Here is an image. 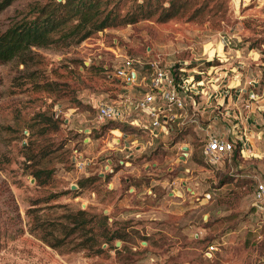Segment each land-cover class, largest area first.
Listing matches in <instances>:
<instances>
[{
  "label": "rangeland",
  "instance_id": "1",
  "mask_svg": "<svg viewBox=\"0 0 264 264\" xmlns=\"http://www.w3.org/2000/svg\"><path fill=\"white\" fill-rule=\"evenodd\" d=\"M30 1L6 7L0 30ZM216 1L217 16L201 14L203 21H188L186 15L166 22L151 18L105 29L65 50L40 49L45 74L39 80L62 83L59 97L20 78L21 66L0 64V264H264V215L254 207L256 185L264 184V112L252 127L247 155L222 157L217 164L202 157V143L226 123L204 121L199 112L196 118L208 128L158 132L151 144L145 134L123 133L115 129L118 123L95 119L102 102L133 109L158 69L179 65L181 75L194 79L202 69L207 82L219 71L207 75L211 57L210 64L218 66L220 58L227 71L218 80L222 97L228 89L226 99L244 102L251 79L260 85L258 91L264 89V0ZM123 57L142 61L132 84L113 75ZM231 66L236 71H228ZM234 85L240 90L235 95ZM211 104L199 100L197 108L205 114L202 109ZM47 106L58 131L30 136L26 126L34 124L32 115ZM142 144L145 149L138 152L135 146ZM23 145L28 152L52 151L42 161L52 173L46 186L37 187L27 172ZM183 146L189 147L185 157ZM68 190L79 194H63L50 204L107 210L111 229L125 234L126 241L114 242L120 250L103 243V252L94 256L84 250L63 253L27 232L29 201ZM209 245L216 247L211 257L203 254Z\"/></svg>",
  "mask_w": 264,
  "mask_h": 264
},
{
  "label": "trees",
  "instance_id": "2",
  "mask_svg": "<svg viewBox=\"0 0 264 264\" xmlns=\"http://www.w3.org/2000/svg\"><path fill=\"white\" fill-rule=\"evenodd\" d=\"M14 1L0 0V13ZM219 8L216 0H32L23 9L15 11L6 28L0 30V64L21 66L18 71L20 78L31 81L35 90L55 96L57 93L59 97L62 83L39 80L45 74L42 68L45 56L40 49L65 50L105 29L132 25L151 18H155L156 22H166L186 15L188 21H203L201 14L217 16ZM206 64L211 65L210 62ZM179 69L181 67L177 65L170 70L176 75ZM48 107L32 115L34 124L26 126L30 136L58 131L59 123L48 112ZM108 122L118 123L120 126L114 128L123 133L140 134V129L127 123ZM184 128H177L176 134H181ZM27 147L22 146V156L29 160L27 172L33 176L35 185L42 188L52 179L51 171L42 167L43 159L52 151L48 150L49 147H40L36 153L28 152ZM232 156L234 159L239 156V147L234 148ZM84 185L80 182L79 187ZM70 192L73 197L79 194L74 190L52 192L46 197L29 201L25 211L27 232L51 249L63 253L84 250L88 251L86 256L90 257L103 252V243H107L110 249L120 250L114 242L117 239L126 241L125 234L119 232L118 228L111 229L108 215L72 208L68 204H50ZM57 209L61 211L58 213ZM16 232L21 233V229Z\"/></svg>",
  "mask_w": 264,
  "mask_h": 264
},
{
  "label": "built area",
  "instance_id": "3",
  "mask_svg": "<svg viewBox=\"0 0 264 264\" xmlns=\"http://www.w3.org/2000/svg\"><path fill=\"white\" fill-rule=\"evenodd\" d=\"M211 59L207 58L206 60L210 62ZM217 59L220 64L218 66L208 65L207 75H210L211 70L219 71H215L214 76L207 82H204L201 76L204 73L202 69L196 72L194 70L197 75H200V78L197 79H194V75L191 74L181 75L183 72L181 69L176 75L171 70H155L148 85L143 89L142 95L132 105L133 109L123 107L122 102H102L96 107L95 119L98 122L120 121L127 123L140 129V135L145 134L148 138L146 142L151 144L149 142L158 137V132H173L177 128L187 126L193 127L194 131H203L208 128V124L200 123L195 112H199L203 116L197 108L199 100L206 99L208 102L212 100V104L206 108L208 110L202 109V113L211 111L214 114L210 118L213 123H215V119L220 118L221 124L225 122L226 125L222 130L217 128L215 132L207 133L202 143V157L211 164H217L222 157H232L235 147H239V152L245 156L247 154L244 152L248 150V142L252 136V131L249 128L253 127L255 122L249 123L247 117L239 118L234 114L236 102H234L233 96L226 99L228 89L223 91V97L221 96L222 89L219 88L220 81L218 80L225 76L227 71L221 67L224 61L220 58ZM141 64L142 61L139 58L123 57L122 62L113 68V75L122 83L132 84L138 79L136 67ZM229 68L228 71L234 72L233 69L236 71V67ZM233 76V79L237 78L235 73ZM247 84L244 100L246 106H252L258 97L264 99V89L258 91L260 85L255 79H251ZM233 87L235 95L240 90L237 89V85ZM219 97L221 98L219 99ZM257 110L264 112V104L259 103ZM224 131L225 133H223ZM226 133L227 135L230 133L232 137H227ZM254 207L264 215V184L262 183L256 185ZM215 250V246L209 245L203 254L211 257Z\"/></svg>",
  "mask_w": 264,
  "mask_h": 264
},
{
  "label": "crops",
  "instance_id": "4",
  "mask_svg": "<svg viewBox=\"0 0 264 264\" xmlns=\"http://www.w3.org/2000/svg\"><path fill=\"white\" fill-rule=\"evenodd\" d=\"M259 103H263L264 104V99H262V98L260 99L258 97V99L252 103V106H249V105L246 106L244 104V102H242V103L241 102H238L236 104V106H235V110H233L234 111V114L237 115L239 118H243V117L246 118L247 117L249 119L248 120L249 123H252V121L258 122V119H259L258 118V115H259V112L260 111L257 110V106H258ZM213 115L214 114H212L211 111H208L205 114H203V117L202 118H203L204 121H207ZM214 122H215V124L218 123L219 125H221V122L222 121L219 118V119H215ZM220 128H222V127L220 126ZM249 130L252 131V127L251 126H250ZM115 132H118V131H114V133ZM115 134H117V133H115ZM123 148H126V147L124 146ZM135 148H136V150L138 152H141L142 149H145V145L144 146H143V144H142V146L136 145Z\"/></svg>",
  "mask_w": 264,
  "mask_h": 264
},
{
  "label": "water",
  "instance_id": "5",
  "mask_svg": "<svg viewBox=\"0 0 264 264\" xmlns=\"http://www.w3.org/2000/svg\"><path fill=\"white\" fill-rule=\"evenodd\" d=\"M23 144H24V143H23ZM188 149H189L188 146H183V150H184L183 155H184V157L188 155V152H187ZM184 157H181V159H184ZM72 188H74V186H73ZM107 212H108L107 210H104V214H107ZM116 245H117V246L120 245V241H117V242H116Z\"/></svg>",
  "mask_w": 264,
  "mask_h": 264
},
{
  "label": "bare ground",
  "instance_id": "6",
  "mask_svg": "<svg viewBox=\"0 0 264 264\" xmlns=\"http://www.w3.org/2000/svg\"><path fill=\"white\" fill-rule=\"evenodd\" d=\"M115 133H118V132H115ZM246 154V152H244Z\"/></svg>",
  "mask_w": 264,
  "mask_h": 264
}]
</instances>
